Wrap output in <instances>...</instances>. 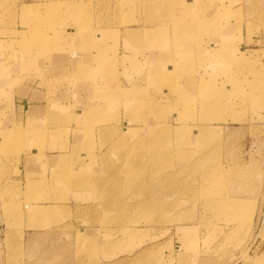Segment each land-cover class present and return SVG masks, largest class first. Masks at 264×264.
I'll return each mask as SVG.
<instances>
[{"label":"rangeland","instance_id":"1","mask_svg":"<svg viewBox=\"0 0 264 264\" xmlns=\"http://www.w3.org/2000/svg\"><path fill=\"white\" fill-rule=\"evenodd\" d=\"M184 2L167 15L165 0H0L2 75L75 30L113 50L95 77L113 98L92 99L132 98L115 66L133 43L150 49L135 73L169 93L122 120L91 105L85 144L51 131L42 146L65 154L49 163L44 135L28 151V128L0 126V264H264V0ZM211 28L208 52L189 44ZM208 69L225 77L215 89L195 80Z\"/></svg>","mask_w":264,"mask_h":264},{"label":"crops","instance_id":"2","mask_svg":"<svg viewBox=\"0 0 264 264\" xmlns=\"http://www.w3.org/2000/svg\"><path fill=\"white\" fill-rule=\"evenodd\" d=\"M235 4L237 5L235 2L231 7H235ZM230 26H232L231 23ZM213 31L215 29L211 28L207 34L205 33L199 38L194 37L195 39L189 44L198 43V46L203 47L206 50L205 52H208L210 44H214V42H217L215 40H218L212 34ZM74 36L75 30L60 36L57 35L52 45V51L48 50L49 52H47L45 49L43 55L34 59L31 58L32 52L29 53L28 59L23 58L24 61H21L22 58H20L16 70L10 76L2 75L5 72L0 71V126L8 131L14 130L18 125L28 128L30 140H27L25 149L28 151H35L32 148L31 135H44L46 139L38 144L44 149H41L40 154L48 161L47 163L54 158V160L59 161L60 157L65 154V152L59 150L50 153L49 150L47 151V146H42V144L52 142L48 140L51 131H55L57 134L67 132L61 137L60 143L64 144V147L69 150L79 149L85 144L86 131L83 117L85 112L92 111L91 105H94V111L97 108L101 109L97 112L102 111L105 113L113 110L118 115L119 120H122L124 117L134 118L142 112L140 106L142 105L143 108L144 103L141 104L143 101L160 103L161 94L169 96L165 89L161 90V93L154 91L145 82L146 77L135 73L133 65L138 63L139 56L137 52L143 51L148 54L150 49H141L143 47H138L137 44L133 43L132 46L137 52L132 51L131 57L124 63L118 59L117 66H115L118 74H120V90H130L131 93L133 92L132 98L126 99L121 92H115L118 98L114 96V98H117V101L115 98L113 103L114 108L95 99V96L92 99V90H97L101 94L110 93L109 90L107 91L105 84L99 81V77L97 79L95 77L103 72L106 61L114 60L113 50H109L112 44H109L108 51L100 53V56L95 48L89 50L82 43V40L79 39L78 43L73 41ZM122 42L121 38L116 39L115 45L119 43V47L123 48ZM115 45L113 46L115 47ZM70 47L71 50H69ZM205 52L203 51V54ZM124 67H126V73ZM201 71L203 72V70ZM75 75H78V77L73 80L72 78ZM206 75L208 77H205ZM197 77L195 76L196 81L205 80L208 86L213 89L218 86V82L225 81V77L213 74L209 69L207 74H201L200 77ZM95 80H98V82L95 83ZM132 86L137 87V90L131 89ZM109 97L113 98L111 95ZM103 116L106 115L103 114ZM9 117L14 122L5 126L6 120H10ZM61 118L64 119L63 124L60 123L62 122ZM58 121L59 123H57ZM148 124L153 123L147 120L145 125ZM54 125V128H49ZM139 126L142 125H136L135 127ZM10 137L14 140L12 136ZM52 144H55V141ZM57 145H55V149H58Z\"/></svg>","mask_w":264,"mask_h":264},{"label":"bare ground","instance_id":"3","mask_svg":"<svg viewBox=\"0 0 264 264\" xmlns=\"http://www.w3.org/2000/svg\"><path fill=\"white\" fill-rule=\"evenodd\" d=\"M181 1L185 4L184 0H171V1L165 0V4H167L165 7L167 15H169L171 10H173L174 12H178L179 10H181V7L179 5L173 6V3L176 4V3H180Z\"/></svg>","mask_w":264,"mask_h":264}]
</instances>
